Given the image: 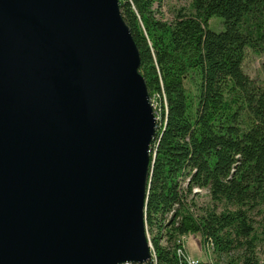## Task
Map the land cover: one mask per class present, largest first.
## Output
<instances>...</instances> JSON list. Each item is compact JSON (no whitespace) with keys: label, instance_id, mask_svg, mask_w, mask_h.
<instances>
[{"label":"water","instance_id":"obj_1","mask_svg":"<svg viewBox=\"0 0 264 264\" xmlns=\"http://www.w3.org/2000/svg\"><path fill=\"white\" fill-rule=\"evenodd\" d=\"M139 67L119 0H0V264L149 259Z\"/></svg>","mask_w":264,"mask_h":264},{"label":"trees","instance_id":"obj_2","mask_svg":"<svg viewBox=\"0 0 264 264\" xmlns=\"http://www.w3.org/2000/svg\"><path fill=\"white\" fill-rule=\"evenodd\" d=\"M162 2L119 0L149 98L163 108L150 143L144 210L157 264H185L174 253L180 235H198L214 264H259L264 85L243 62L248 51L264 52V0H191L171 21L158 16ZM214 16L223 20L222 31L209 28ZM195 188L211 201L201 212Z\"/></svg>","mask_w":264,"mask_h":264},{"label":"rangeland","instance_id":"obj_3","mask_svg":"<svg viewBox=\"0 0 264 264\" xmlns=\"http://www.w3.org/2000/svg\"><path fill=\"white\" fill-rule=\"evenodd\" d=\"M190 2L191 0H163L160 8V14L158 16L162 17L164 20L171 21L173 19L174 12L177 9L185 8L186 10H189ZM209 28L217 32L222 31L224 29L223 20L216 16L212 17L209 21ZM243 70L251 79L264 85V52L256 54L248 51L243 62ZM150 102L154 115L157 117V125V123L161 121L163 108L160 106L159 101L154 97L153 100H150ZM193 192H196L194 199L197 212H201L202 209L210 206L211 201L208 192L205 189L195 188L193 189ZM219 209H221V207ZM252 217L255 222H258L260 218L257 212L252 213ZM254 226L257 227V223H255ZM186 247L187 252L191 257L199 258L204 261L212 257V255L207 254L203 249L202 241L198 235H190L187 238Z\"/></svg>","mask_w":264,"mask_h":264},{"label":"built area","instance_id":"obj_4","mask_svg":"<svg viewBox=\"0 0 264 264\" xmlns=\"http://www.w3.org/2000/svg\"><path fill=\"white\" fill-rule=\"evenodd\" d=\"M158 120H159V118H158ZM145 228H146L145 232H146L147 242H148V246H149V253H150L149 259L147 261L141 262V263L127 261V262H124L121 264H157L156 251H155V248H154L153 243H152L153 234L151 233V231L148 230V228L146 227V224H145ZM188 237L189 236H186V235H182V236L180 235V236H177L175 238V242L177 244L174 247L175 255L178 257V259L180 261L184 262L185 264H202V262H201L202 260H200L199 258L191 257L190 254H188L187 249H186L187 248L186 242H187ZM161 245H163V246L167 245L166 238H163L161 240ZM202 247L206 251L207 254L212 255L211 254V248L208 245H205L202 242ZM204 264H214L212 262V257L210 259L206 260L204 262ZM259 264H264V256H262L260 258Z\"/></svg>","mask_w":264,"mask_h":264}]
</instances>
